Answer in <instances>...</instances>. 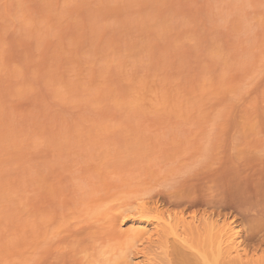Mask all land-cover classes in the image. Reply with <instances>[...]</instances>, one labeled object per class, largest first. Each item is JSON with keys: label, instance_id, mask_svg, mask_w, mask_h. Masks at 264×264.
<instances>
[{"label": "rangeland", "instance_id": "1", "mask_svg": "<svg viewBox=\"0 0 264 264\" xmlns=\"http://www.w3.org/2000/svg\"><path fill=\"white\" fill-rule=\"evenodd\" d=\"M191 191L261 264L264 0H0V264H148L112 217Z\"/></svg>", "mask_w": 264, "mask_h": 264}, {"label": "bare ground", "instance_id": "2", "mask_svg": "<svg viewBox=\"0 0 264 264\" xmlns=\"http://www.w3.org/2000/svg\"><path fill=\"white\" fill-rule=\"evenodd\" d=\"M196 194H197L196 192L195 193L192 192L191 194L189 192V193L177 195L178 196V197H176L177 199L175 198V200H177V201L174 204L175 208L181 207L183 205L184 201L187 199L186 201L189 202L188 204H190V205L185 207V210H188L189 207H192V206H198V205L199 206L200 205L205 206L206 205L208 207L209 206L213 207V209H212L213 211L211 210L212 213L208 212V213L204 214V212H203V214L200 215L199 218H198L199 215L198 216L193 215L191 218L192 220L188 221L185 218L186 217L185 214L183 213L186 211L181 209L182 210L181 213L179 210L180 215H177V214L175 215L174 214L175 210H174L173 211L174 215L171 214L172 215L171 216L168 213L169 215L167 216V218H165V216H164L165 214L159 210L160 207L157 208V206L156 205L154 206L153 203L150 204V206H149V202L146 201L147 203H143V204L138 203V205L137 204L134 205V203L130 204L132 202V201H130V203H128V205H125V206L123 205L122 207L119 206L120 208L117 209L118 215H114L115 217H112L113 215L111 214L112 215L111 217L114 218L113 220H115V219H118V218L123 217V216L127 217V218H130V217L136 218V216H137L139 221L141 219L140 222H142V223H149L150 224V223H153V221H156L158 223L157 229L151 234L148 232V230L137 229V230H133V234L129 237L131 239V241L133 242V244H135V242L145 240V242L148 244L149 248L154 247L155 250H153V253H151V254H148L147 248H145L144 256H146L145 258H148V259H146L148 264L149 263H153V264L159 263V262H157L158 261L157 251L161 252V254H160L161 257L164 255V257H162L164 259H161L162 264H243V262H245V260L243 261V257H245V255L242 257L243 254H240V252L238 251V249H239L237 246L238 243L236 244V239H237V237H239L240 233L234 232L235 230L233 229L232 224H229L225 220H223L224 222L222 221V219L225 216L224 214H222L223 210L226 207H228V205H226L225 200L223 198L225 196H218L217 195L216 198H214V199L212 198L209 202L208 201L206 202L205 199L198 198L199 196H197L198 194L197 195ZM199 195H200V193H199ZM235 196H236V193H235ZM150 197H152V195ZM150 197H149V199H150ZM254 197H253V199L257 198V197L256 198H254ZM259 197L262 198V196H259ZM207 199H208V197H207ZM151 201H153V199ZM151 201H150V203H151ZM234 201H235V199H234ZM242 201H244V200H242ZM254 201H256V200H254ZM167 204H169V203H167ZM259 204H261V203H259ZM172 205L173 204L171 203V206ZM259 207L260 206H258V208ZM203 210H208V208L203 209ZM251 210H254V209H251ZM167 211H168V209H167ZM258 211L259 210H257V212ZM151 213L156 214L157 216L154 218H151V217H149V214H151ZM249 214H250V212H249ZM165 219H167L166 220L167 222L165 221ZM248 221H249V219H248ZM260 221H261V218H260ZM253 224H254V222H253ZM260 224L261 223H256L255 226L250 225L251 228L253 227L252 231L254 232V229L257 230V228H258V226H260ZM233 226H234V224H233ZM249 232H250V230H249ZM232 251H233V253H232ZM234 254H236V255H234ZM150 256L153 257V259L149 258ZM246 257L248 258L249 255ZM248 260H250V259H248ZM64 261L66 262V258L64 259ZM64 261L62 260L61 262H64ZM249 262L250 261H248V264H249ZM251 262H253L252 259H251ZM263 262L260 261L261 264ZM161 263H159V264H161ZM245 263H247V262H245ZM257 264H258V262H257Z\"/></svg>", "mask_w": 264, "mask_h": 264}]
</instances>
